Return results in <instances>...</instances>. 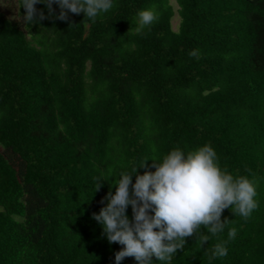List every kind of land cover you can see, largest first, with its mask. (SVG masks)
Returning a JSON list of instances; mask_svg holds the SVG:
<instances>
[{"label": "trees", "instance_id": "trees-1", "mask_svg": "<svg viewBox=\"0 0 264 264\" xmlns=\"http://www.w3.org/2000/svg\"><path fill=\"white\" fill-rule=\"evenodd\" d=\"M148 8L157 20L135 31ZM206 143L258 182L259 206L247 220L225 209L224 232L202 228L210 239L186 238L171 264H264V0H116L95 22L31 28L0 11V264H115L123 246L93 219L112 176Z\"/></svg>", "mask_w": 264, "mask_h": 264}, {"label": "clouds", "instance_id": "clouds-1", "mask_svg": "<svg viewBox=\"0 0 264 264\" xmlns=\"http://www.w3.org/2000/svg\"><path fill=\"white\" fill-rule=\"evenodd\" d=\"M116 0H16L17 11L25 9L22 19L27 27L46 18L67 20L69 12L85 14L93 22L109 13ZM43 4L48 10L36 5ZM53 4L59 6L57 15ZM4 5V4H0ZM138 22L134 30L139 32L157 20V13L143 9L137 13ZM20 19L19 16L16 17ZM197 56L196 51L189 53ZM155 171L140 174L138 169L146 161L130 171L121 169L114 175L112 188L104 198L106 205L93 219L102 226L109 244L118 242L122 249L115 253V264L126 257H134L138 264H153V257L160 264H171L178 250L183 249L188 237L194 233L203 241L223 233L227 222L221 220L225 209L231 208L235 215L247 220L259 203L257 181L247 176H234L222 169L217 152L211 144H204L191 152L174 148L159 159H152ZM133 177L135 182L133 183ZM102 182L98 181L100 188ZM131 206L133 216L127 210ZM237 230L228 229V240L235 239ZM228 240L219 242L212 256L228 255Z\"/></svg>", "mask_w": 264, "mask_h": 264}, {"label": "rangeland", "instance_id": "rangeland-1", "mask_svg": "<svg viewBox=\"0 0 264 264\" xmlns=\"http://www.w3.org/2000/svg\"><path fill=\"white\" fill-rule=\"evenodd\" d=\"M15 0H10V1H4V0H0V4H4V5H0V11L6 13L9 17H11L12 19H17L16 17L19 16L20 19H17L23 23H25V21L22 19V17L24 15H22L20 13V11H17V8L15 6ZM173 4L175 5V16L172 20V25H173V29L175 31H177L179 29V24H180V18L179 15L177 13V6L176 4L173 2ZM1 210V208H0Z\"/></svg>", "mask_w": 264, "mask_h": 264}]
</instances>
